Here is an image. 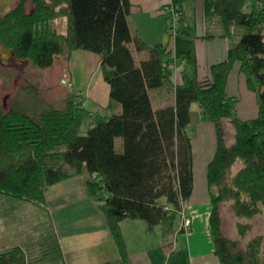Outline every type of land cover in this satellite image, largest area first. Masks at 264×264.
Returning a JSON list of instances; mask_svg holds the SVG:
<instances>
[{"label":"trees","instance_id":"obj_1","mask_svg":"<svg viewBox=\"0 0 264 264\" xmlns=\"http://www.w3.org/2000/svg\"><path fill=\"white\" fill-rule=\"evenodd\" d=\"M26 1L18 0L8 14L0 15V43L12 49L16 60L11 61L29 60L43 69L58 57L69 59L74 49L99 53L111 102L120 104L121 111L91 114L73 97L58 107L43 99L33 81L23 83L27 91L21 84L11 107L0 102V193L45 206L50 185L86 174L88 192L103 212L123 261L128 259L120 226L125 218L144 219L149 230L161 224L170 248L175 220L193 193L190 128L191 106L197 102L201 117L215 124L217 134L208 165L216 253L223 264H264V233L242 244L252 227L242 218L264 212V0H204L206 17L218 18L233 39L227 57L207 77L199 76L194 47L175 56L166 44L149 46L133 34L131 0H31L30 11ZM63 14L68 16L66 33L50 25ZM182 20L183 15L176 33L191 35ZM236 34H241L238 41ZM131 43L147 50L148 57L137 61ZM237 63L247 86L259 96L258 115L250 120L237 115L236 98L226 92ZM175 66L181 67L183 78L174 86L175 103L155 108L150 90L173 86ZM86 121L89 126L82 133ZM226 122L233 130L231 141ZM117 137L123 138L122 150ZM225 203L238 218V237L224 229ZM42 247L33 256L36 264L63 260L55 236ZM29 253L20 245L0 251V264H33Z\"/></svg>","mask_w":264,"mask_h":264},{"label":"crops","instance_id":"obj_2","mask_svg":"<svg viewBox=\"0 0 264 264\" xmlns=\"http://www.w3.org/2000/svg\"><path fill=\"white\" fill-rule=\"evenodd\" d=\"M171 1L131 0L130 28L134 35L149 46L166 44L175 56L194 47L199 76L207 77L211 67L227 57L233 39L225 33L218 18L206 17L204 0H184L181 4L182 25H186L192 34L180 32L170 35L167 16L162 7ZM131 47L136 60L135 52L140 53V60L148 57L147 50H137L133 43ZM55 60H64L65 84L70 89L74 87V91L81 95V105L87 112L112 114L121 111L120 104L111 102L110 85L105 80L99 53L74 49L69 59L61 56ZM178 68L174 72L173 86H163L170 87L173 99L168 101L161 93L159 107L175 103L174 86L183 83L181 67ZM226 92L236 98L235 108L241 119L257 117L259 96L247 86L240 63L235 65L228 77ZM191 118L194 187L186 202V211L192 219L191 228L189 231L181 230L182 219L178 216L170 239L172 247L164 244L161 224L149 230L146 220L125 218L120 226L127 245L128 259L123 261L103 212L88 192L86 174H79L50 185L46 190L45 206H41L44 211L38 214L33 212L36 208L31 209L29 206L31 202L0 193V206L2 203L8 205L0 207V251L20 245L30 252L29 242L43 236H55L63 260L50 259L37 264H223L216 253L209 222L212 201L208 165L217 147L216 128L213 122L201 117L200 106L195 113L192 111ZM229 127L231 130L230 124L226 122L225 129ZM85 202L87 205H84ZM14 209V212H9ZM21 210L26 213L21 214ZM29 222L34 224L30 225ZM44 226L50 229L43 234ZM30 258L32 262L37 260L33 255Z\"/></svg>","mask_w":264,"mask_h":264},{"label":"rangeland","instance_id":"obj_3","mask_svg":"<svg viewBox=\"0 0 264 264\" xmlns=\"http://www.w3.org/2000/svg\"><path fill=\"white\" fill-rule=\"evenodd\" d=\"M15 1L17 2L18 0H15ZM16 2H14L12 5L15 6ZM33 7L34 6L31 0H27L26 1L27 11H30V9H32ZM57 8L61 9L62 7L60 5V6H57ZM62 11L64 12V9ZM50 25L53 26V28L55 27L57 31L66 33L68 31V16L66 14H63L57 19H55L54 21H52ZM240 37H241V34H238L236 36V41H238ZM135 55L138 59L137 61H140V59L142 58L140 53L135 52ZM63 64H64V60H55L51 67L43 68V69L36 68L35 66L31 64L29 60L22 61V64L21 65L19 64L18 67L14 65L12 61L10 64H5L7 65L6 67L0 64V102L3 105V107L8 109L9 107H11V105L14 104L15 98L17 97L19 93L21 84H22L23 89H25V91L28 90V88L25 87L26 85H23V83H25L26 81H33L34 83H36V85L39 86L40 88L41 96L43 97V99L46 98L48 101H52L54 105L58 107L62 105L64 106L68 97H73L75 104L76 103L79 104V102L82 103L81 95L80 94L78 95V93L74 91V87L70 89V87L67 84H65V82L67 81V78L66 76L63 77L64 75ZM11 69H13L14 72H12ZM175 70L178 71L179 68L175 66ZM180 75L182 76V73H180ZM161 93L163 96H166L168 101L173 99L172 90L170 89V87L153 88L150 90V95H151L154 107L160 106L158 102L160 101ZM87 101L90 102V99H88ZM197 109H199V104L195 102L193 103V108H192L193 113H195ZM88 126H89L88 122H85L81 128V132L86 133ZM229 129L230 127L226 128L225 134H226L227 140L231 141L233 139V130L232 129L229 130ZM116 146H117V149L119 150L123 149V138L122 137L116 138ZM4 204L5 203H2L0 207H3V206L8 207V205H4ZM84 205H87V203L85 202ZM29 206L31 207V209L36 208V209H33L34 210L33 212L36 211L35 212L36 214L44 211L42 207L40 206V204L36 206V205H33L32 203H29ZM30 207H27V208H30ZM14 211L15 209L10 210L9 212L12 213ZM221 212L223 215L224 229L226 233L232 237H238L239 236L238 235V225H237L238 218L235 216V214L231 210V207L225 203L221 206ZM22 213H26V211L21 210V214ZM49 216H52V214H50ZM242 220L247 223H250L252 226L250 229H248L246 238L242 239V244L243 243L245 244L246 241H248L253 236L264 233V212L262 213L260 212L251 218H247V217L242 218ZM28 224L32 225L34 223L29 222ZM44 229H45V226L42 228V231H44ZM49 229L50 228H46L43 234L47 233ZM48 237L50 236H43V237H40L36 240L29 242L28 246H30V252L33 254V256H37L35 254L43 250L42 244H46V239Z\"/></svg>","mask_w":264,"mask_h":264},{"label":"built area","instance_id":"obj_4","mask_svg":"<svg viewBox=\"0 0 264 264\" xmlns=\"http://www.w3.org/2000/svg\"><path fill=\"white\" fill-rule=\"evenodd\" d=\"M162 10L167 16L168 31L175 34L179 26V21L183 15L181 4L172 0L171 2L165 4L162 7ZM181 219L182 228L185 231H189V229L191 228L192 219L186 212V205H183V208L181 210Z\"/></svg>","mask_w":264,"mask_h":264},{"label":"water","instance_id":"obj_5","mask_svg":"<svg viewBox=\"0 0 264 264\" xmlns=\"http://www.w3.org/2000/svg\"><path fill=\"white\" fill-rule=\"evenodd\" d=\"M11 2H13V0H2L0 3V15H6L12 9ZM0 55L5 59L2 61L7 64L13 56V51L0 43Z\"/></svg>","mask_w":264,"mask_h":264},{"label":"flooded vegetation","instance_id":"obj_6","mask_svg":"<svg viewBox=\"0 0 264 264\" xmlns=\"http://www.w3.org/2000/svg\"><path fill=\"white\" fill-rule=\"evenodd\" d=\"M13 1L16 2L15 0H13ZM14 2H11L12 9L14 8V6L12 5ZM12 9H11V10H12ZM11 10H10V11H11ZM10 11H9V12H10ZM9 12H8V13H9ZM8 13H7V14H8ZM2 60H5V59L2 57V55H0V61L3 62ZM11 60H16V59H13V58L11 57L9 63H7V64H10V63H11ZM12 62H13V61H12ZM3 63H4V62H3ZM13 63H14V65H16V64H17V65H19V64L21 65V64H22V61H21V60H18V61H16V62L14 61ZM5 64H6V63H5Z\"/></svg>","mask_w":264,"mask_h":264}]
</instances>
